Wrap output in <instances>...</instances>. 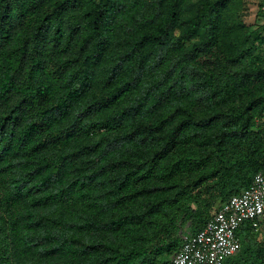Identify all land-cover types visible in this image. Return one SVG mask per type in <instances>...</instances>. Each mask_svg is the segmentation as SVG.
I'll use <instances>...</instances> for the list:
<instances>
[{
	"label": "trees",
	"instance_id": "1",
	"mask_svg": "<svg viewBox=\"0 0 264 264\" xmlns=\"http://www.w3.org/2000/svg\"><path fill=\"white\" fill-rule=\"evenodd\" d=\"M246 1L0 0V264H163L250 183ZM257 229L221 264H264Z\"/></svg>",
	"mask_w": 264,
	"mask_h": 264
},
{
	"label": "built area",
	"instance_id": "2",
	"mask_svg": "<svg viewBox=\"0 0 264 264\" xmlns=\"http://www.w3.org/2000/svg\"><path fill=\"white\" fill-rule=\"evenodd\" d=\"M264 219V159L250 183L213 210L201 229L183 235L179 249L163 264H221L240 248L238 229Z\"/></svg>",
	"mask_w": 264,
	"mask_h": 264
},
{
	"label": "rangeland",
	"instance_id": "3",
	"mask_svg": "<svg viewBox=\"0 0 264 264\" xmlns=\"http://www.w3.org/2000/svg\"><path fill=\"white\" fill-rule=\"evenodd\" d=\"M257 2L256 0H247L246 8L244 10V20L246 23H264V16L257 15ZM260 51L264 53V44L261 46ZM186 226V224L184 225ZM253 236L260 240L264 237V219L261 221L258 229Z\"/></svg>",
	"mask_w": 264,
	"mask_h": 264
}]
</instances>
